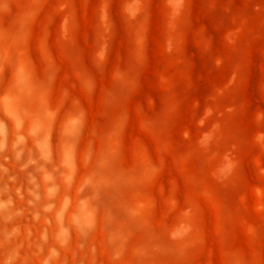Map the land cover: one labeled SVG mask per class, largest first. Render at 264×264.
<instances>
[{"label":"rangeland","instance_id":"1","mask_svg":"<svg viewBox=\"0 0 264 264\" xmlns=\"http://www.w3.org/2000/svg\"><path fill=\"white\" fill-rule=\"evenodd\" d=\"M128 2L0 0V33L12 60L24 53L43 76L50 54L58 69L52 107L61 119L76 111L73 100L86 111L80 151L91 141L98 153L118 152L105 197L114 221L105 231L119 229L127 242L113 261L98 229L97 264H264V141L257 140L264 134V0H183L175 17L167 0H141L135 20L124 13ZM25 34L24 43H13ZM85 77L94 82L91 94ZM4 155L0 200L10 195L9 211H24L6 226L32 227L43 243L42 222L27 204L34 166L19 171L27 152L19 161L10 150ZM225 155L237 168L220 182L214 173ZM153 166L159 172L145 181ZM188 225L193 231L183 236Z\"/></svg>","mask_w":264,"mask_h":264},{"label":"clouds","instance_id":"2","mask_svg":"<svg viewBox=\"0 0 264 264\" xmlns=\"http://www.w3.org/2000/svg\"><path fill=\"white\" fill-rule=\"evenodd\" d=\"M167 3L173 16H178L183 0H167ZM141 7V0H129L124 13L130 20H135ZM100 19L105 23L108 21L106 6L101 9ZM64 32L66 34V27ZM26 35L13 43H24ZM107 48L105 43L97 53L100 61H104ZM45 58L47 68L41 76L24 53L12 60L7 34L0 33V158L7 162L9 157L4 153L10 150L19 161L27 152V162L19 171L25 172L29 166H34L33 172L27 173L31 187L26 191L32 197L27 204L32 209V219L43 225L38 237L43 243L37 241L32 227L25 226L23 230L19 224L7 227L24 211H9L14 207L10 195L7 200H0V264H52L53 261L56 264H97V246L93 241L98 229L105 233V242L112 248L111 260H120L127 236L119 229L105 231L114 221L110 202L105 203V197L115 185L112 169L118 152L111 148L107 153H98L91 141L83 152L80 151L87 126L86 111L79 100H73L76 111L61 119L60 108H53L50 100L58 69L52 70L53 60L47 52ZM114 79L123 81L124 74L117 72ZM81 83L88 94L94 91L91 78H82ZM68 95L64 90L65 100ZM209 139L205 136L202 144L206 146ZM257 140L264 141V134ZM85 164L87 169L82 173ZM236 168L237 162L225 155L214 175L220 182L228 181ZM0 171L7 173L8 169L0 165ZM158 172V168L150 167L143 179L151 181ZM9 179L14 181L16 178ZM6 192L7 185L0 196ZM15 192L23 201L22 188L17 187ZM190 214L191 210L184 213ZM192 231L193 225H188L182 235L187 236ZM172 238L177 239L178 234L173 233ZM44 245H49L47 255H44Z\"/></svg>","mask_w":264,"mask_h":264}]
</instances>
